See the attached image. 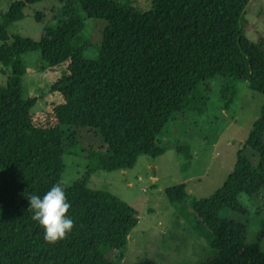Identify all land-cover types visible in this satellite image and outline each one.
Listing matches in <instances>:
<instances>
[{
	"label": "trees",
	"instance_id": "1",
	"mask_svg": "<svg viewBox=\"0 0 264 264\" xmlns=\"http://www.w3.org/2000/svg\"><path fill=\"white\" fill-rule=\"evenodd\" d=\"M35 1L14 2L0 26V66L10 72L0 87V264H122L139 218L111 193L90 189L91 176L130 170L139 157L163 156L168 147L158 139L165 127L189 112L201 114L209 82L217 78L247 83L264 94V39L252 43L245 36L243 17L251 0H156L145 14L123 10L116 0H73L109 32L110 46L95 61L72 45L82 28L72 9L56 28L43 29L39 42L15 37L9 44L4 29L21 21L26 4ZM34 52L50 69L67 65L51 87L62 97L51 127L33 123L35 101L22 87V57ZM221 92L232 101L233 88ZM69 128L91 132L104 147L81 152L86 172L64 187L72 231L49 242L32 218L27 197L42 196L60 183L63 156H76L80 147L79 133ZM263 138L264 107L245 143L259 155L258 166L240 151L224 186L208 200L193 202L190 211L180 209L189 199L184 184L165 189L173 209L224 258L223 264H264L259 245L264 222L257 243L248 245L246 226L219 217L224 210L246 214L239 196L264 192ZM187 150L176 148L185 170L191 159Z\"/></svg>",
	"mask_w": 264,
	"mask_h": 264
},
{
	"label": "rangeland",
	"instance_id": "2",
	"mask_svg": "<svg viewBox=\"0 0 264 264\" xmlns=\"http://www.w3.org/2000/svg\"><path fill=\"white\" fill-rule=\"evenodd\" d=\"M27 0H0L2 16L14 2ZM123 10L145 14L156 0H116ZM67 9L82 20V28L72 45L83 51L86 59L95 61L102 50L110 46V35L104 23L87 18L73 0H38L26 4L23 19L6 27L8 43L15 37L34 42L41 40L42 30L58 26ZM246 38L257 43L264 39V0H251L244 11ZM3 42L0 41V48ZM26 73L22 78L25 97L33 99V123L40 127L54 126L53 109L62 103L59 93L51 87L66 74V64L50 69L41 61L40 52L22 57ZM9 69L0 66V87L6 86ZM233 85H235L233 87ZM208 100L202 113L195 111L176 118L164 129L158 142L168 147L167 152L155 159L139 157L135 166L126 171L98 172L91 176L89 188L106 191L127 203L136 212L139 223L127 240V252L122 264L149 261L156 264H223L224 258L211 250L205 240L183 221L170 205L165 189L184 184L189 199L181 206L187 212L193 202L208 200L232 176L238 153L243 152L253 165L259 164V155L245 145L254 123L264 107V94L253 92L244 82H228L217 78L209 82ZM233 88V99L223 97L222 88ZM230 92V90H228ZM80 135L76 156L62 158L65 167L60 183L69 188L86 172L87 161L81 152L104 147L100 138L83 129L69 128ZM264 142V138H263ZM177 147L188 149L191 156L188 168H183L184 157ZM156 179L152 181V179ZM238 203L246 214L224 210L219 217L247 227L246 244L257 243L264 222V192L256 196L241 195ZM185 213V212H184ZM260 245V244H259ZM264 253V240L260 245Z\"/></svg>",
	"mask_w": 264,
	"mask_h": 264
},
{
	"label": "clouds",
	"instance_id": "3",
	"mask_svg": "<svg viewBox=\"0 0 264 264\" xmlns=\"http://www.w3.org/2000/svg\"><path fill=\"white\" fill-rule=\"evenodd\" d=\"M27 199L32 218L43 229L46 241L62 240L72 231L73 219L67 214L70 204L62 183L52 185L42 196L31 194Z\"/></svg>",
	"mask_w": 264,
	"mask_h": 264
},
{
	"label": "crops",
	"instance_id": "4",
	"mask_svg": "<svg viewBox=\"0 0 264 264\" xmlns=\"http://www.w3.org/2000/svg\"><path fill=\"white\" fill-rule=\"evenodd\" d=\"M152 181H155V183H156V179L154 178V179H152ZM262 244V242L260 243V245Z\"/></svg>",
	"mask_w": 264,
	"mask_h": 264
}]
</instances>
